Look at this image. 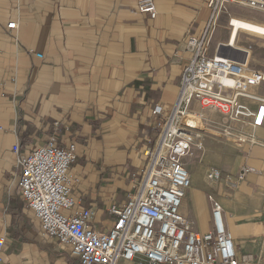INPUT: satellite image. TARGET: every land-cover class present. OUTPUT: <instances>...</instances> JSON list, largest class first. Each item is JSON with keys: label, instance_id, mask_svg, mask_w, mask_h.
I'll use <instances>...</instances> for the list:
<instances>
[{"label": "crops", "instance_id": "1", "mask_svg": "<svg viewBox=\"0 0 264 264\" xmlns=\"http://www.w3.org/2000/svg\"><path fill=\"white\" fill-rule=\"evenodd\" d=\"M154 2L155 18L140 11L139 0H0L2 264H81L71 246L42 234L21 192L16 143L24 154L54 134L60 147L76 143L77 204L67 213L91 209L90 223L107 233L117 219L110 207L128 202L133 176L158 140L155 107L168 110L178 97L194 54L189 38L206 37L210 56L247 61L248 71L264 72V38L241 31L232 45L231 13L209 0ZM249 92L264 98V83ZM241 101L252 111L259 107L253 99ZM188 111L204 126L203 148L185 159L192 184L181 211L192 231L205 236L213 232L218 201L239 258L264 264V121L259 127L231 121L199 101ZM244 166L252 170L237 182ZM212 168L221 178L208 177Z\"/></svg>", "mask_w": 264, "mask_h": 264}, {"label": "built area", "instance_id": "2", "mask_svg": "<svg viewBox=\"0 0 264 264\" xmlns=\"http://www.w3.org/2000/svg\"><path fill=\"white\" fill-rule=\"evenodd\" d=\"M138 4L141 12L157 16L154 0H139ZM229 4L264 12V0H209L214 8ZM16 27L15 21L8 24L11 32ZM205 41L206 37L189 38L194 54L184 65L178 97L168 110L155 107L153 112L160 117L158 140L146 165L133 176L128 202L123 207H110L117 219L109 232H101L90 223L91 209L67 213L77 204L71 172L78 157L76 143L60 147L54 134L29 154L20 151L19 143L14 145L21 192L39 219L42 234L71 246L81 264H251L239 258L218 201L212 204L213 232L205 236L192 231L181 211L192 184L185 159L203 148L199 138L204 126L192 113L200 122H185L188 107L199 101L204 109L219 111L231 121L253 127L264 121V98L249 92L251 86L264 83V72L248 71L247 61L210 56ZM242 98L259 102L258 109H248ZM250 140L257 142L255 135ZM250 170L242 167L236 181L245 179ZM208 177L219 179L221 171L212 168ZM5 243V237H0V264Z\"/></svg>", "mask_w": 264, "mask_h": 264}, {"label": "bare ground", "instance_id": "3", "mask_svg": "<svg viewBox=\"0 0 264 264\" xmlns=\"http://www.w3.org/2000/svg\"><path fill=\"white\" fill-rule=\"evenodd\" d=\"M231 23H232V30H231L232 32H231L230 40H231L232 45H236L238 34L241 31L264 38V24L263 23L255 22V21L248 20L245 18H238V17H234ZM216 56L226 57L223 55H216ZM185 122H191V123L198 124V122L200 121L197 122L195 120V117H193L192 114L190 113L186 117Z\"/></svg>", "mask_w": 264, "mask_h": 264}, {"label": "rangeland", "instance_id": "4", "mask_svg": "<svg viewBox=\"0 0 264 264\" xmlns=\"http://www.w3.org/2000/svg\"><path fill=\"white\" fill-rule=\"evenodd\" d=\"M222 11L224 13H226V12L231 13L232 14L231 18H233V17L245 18L248 20H252V21L264 24V12L259 11V10L229 4L226 7H222ZM200 125L203 126V124L201 122H200Z\"/></svg>", "mask_w": 264, "mask_h": 264}]
</instances>
